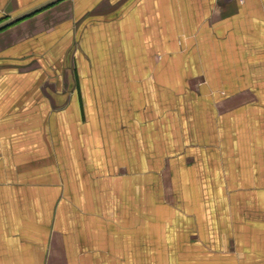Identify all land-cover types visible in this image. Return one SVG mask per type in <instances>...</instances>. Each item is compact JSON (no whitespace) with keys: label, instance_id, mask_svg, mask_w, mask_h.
<instances>
[{"label":"crops","instance_id":"crops-1","mask_svg":"<svg viewBox=\"0 0 264 264\" xmlns=\"http://www.w3.org/2000/svg\"><path fill=\"white\" fill-rule=\"evenodd\" d=\"M0 264H264V0H0Z\"/></svg>","mask_w":264,"mask_h":264}]
</instances>
